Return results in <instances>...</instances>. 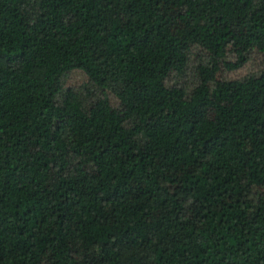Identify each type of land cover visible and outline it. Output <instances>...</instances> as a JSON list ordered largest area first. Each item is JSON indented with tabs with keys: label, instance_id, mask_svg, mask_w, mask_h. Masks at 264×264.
Masks as SVG:
<instances>
[{
	"label": "trees",
	"instance_id": "trees-1",
	"mask_svg": "<svg viewBox=\"0 0 264 264\" xmlns=\"http://www.w3.org/2000/svg\"><path fill=\"white\" fill-rule=\"evenodd\" d=\"M0 264H264V0H0Z\"/></svg>",
	"mask_w": 264,
	"mask_h": 264
},
{
	"label": "rangeland",
	"instance_id": "rangeland-1",
	"mask_svg": "<svg viewBox=\"0 0 264 264\" xmlns=\"http://www.w3.org/2000/svg\"><path fill=\"white\" fill-rule=\"evenodd\" d=\"M242 72V71H241ZM83 77L82 76H80V75H74V79H70V81L71 82H78V81H81V79H82Z\"/></svg>",
	"mask_w": 264,
	"mask_h": 264
}]
</instances>
